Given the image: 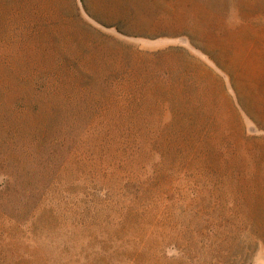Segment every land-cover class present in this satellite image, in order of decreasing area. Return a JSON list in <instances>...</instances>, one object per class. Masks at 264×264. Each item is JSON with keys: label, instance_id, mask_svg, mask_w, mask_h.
I'll return each mask as SVG.
<instances>
[{"label": "rangeland", "instance_id": "374dc122", "mask_svg": "<svg viewBox=\"0 0 264 264\" xmlns=\"http://www.w3.org/2000/svg\"><path fill=\"white\" fill-rule=\"evenodd\" d=\"M263 44L264 0H0V264H264Z\"/></svg>", "mask_w": 264, "mask_h": 264}, {"label": "crops", "instance_id": "0c3cea01", "mask_svg": "<svg viewBox=\"0 0 264 264\" xmlns=\"http://www.w3.org/2000/svg\"><path fill=\"white\" fill-rule=\"evenodd\" d=\"M238 101L239 103H242V97L240 93H238ZM243 109L247 119L264 132V122L259 120L260 115L256 112L257 109H264V99L252 98L249 100H244Z\"/></svg>", "mask_w": 264, "mask_h": 264}]
</instances>
